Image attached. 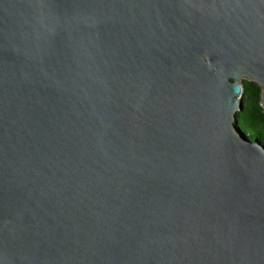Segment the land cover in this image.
Instances as JSON below:
<instances>
[{"label":"water","instance_id":"95a60500","mask_svg":"<svg viewBox=\"0 0 264 264\" xmlns=\"http://www.w3.org/2000/svg\"><path fill=\"white\" fill-rule=\"evenodd\" d=\"M264 0H0V264H264Z\"/></svg>","mask_w":264,"mask_h":264},{"label":"trees","instance_id":"16d2710c","mask_svg":"<svg viewBox=\"0 0 264 264\" xmlns=\"http://www.w3.org/2000/svg\"><path fill=\"white\" fill-rule=\"evenodd\" d=\"M243 109L237 113V126L251 141L264 145V107L261 87L254 82L244 81Z\"/></svg>","mask_w":264,"mask_h":264}]
</instances>
